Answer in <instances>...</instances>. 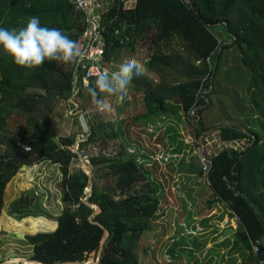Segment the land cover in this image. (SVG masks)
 <instances>
[{
  "label": "trees",
  "instance_id": "trees-1",
  "mask_svg": "<svg viewBox=\"0 0 264 264\" xmlns=\"http://www.w3.org/2000/svg\"><path fill=\"white\" fill-rule=\"evenodd\" d=\"M105 9L98 15L108 43L105 67L112 69L113 57L118 58L123 48L133 50L137 40L151 42L152 53L145 68L157 80L145 72L131 82L142 94L148 124L170 114L187 119L194 134L195 148L187 151L192 158H199L194 140L210 137L213 131L221 141H248L242 149L229 147L211 155L212 168L205 182L214 199L228 206L230 216L239 220L237 235L248 245L252 264H259L264 259V131L250 128L242 132L235 125L210 129L202 127L201 122L202 113L212 106L210 94L216 91L214 80L226 50L238 49V63L233 67L237 71L246 67L252 88L264 97V0H112ZM31 16H38L41 26L59 29L77 42L89 26L87 14L76 10L68 0H0V27H23ZM116 29L130 35L131 41L121 44L114 36ZM216 30H224L229 41ZM84 75L77 61L46 60L42 66L28 69L15 65L0 50V147L4 149H0V219L7 184L27 161L49 160L59 164L63 173L66 209L58 220V229L53 234L26 238L34 246L30 260L35 262L24 264L88 263L92 254L97 258L105 234L99 224L109 230L110 236L98 264H144L134 246L146 232L145 223L158 212L157 189L129 148L121 147L114 158L105 154L109 139L120 135L114 124L101 122V108L93 102L88 88H82ZM78 87L87 92V97L78 92ZM75 95L97 116L90 122L89 117L80 115L90 132L88 144H95L98 150L88 162L93 171L90 195L85 193L90 187L88 173L81 168L70 169L78 158L72 149L74 136H59L53 123L62 101L74 109L69 100ZM98 98L105 102L112 96L100 94ZM15 114L27 117L37 133H9L8 122ZM43 120L45 126L38 130ZM102 179L106 184L103 187L99 185ZM21 203H14L12 209ZM93 206H99L101 212L93 215ZM257 240L263 241L258 255L252 248Z\"/></svg>",
  "mask_w": 264,
  "mask_h": 264
},
{
  "label": "crops",
  "instance_id": "crops-1",
  "mask_svg": "<svg viewBox=\"0 0 264 264\" xmlns=\"http://www.w3.org/2000/svg\"><path fill=\"white\" fill-rule=\"evenodd\" d=\"M120 53L121 51L111 64L113 71L121 62ZM231 67L227 60L224 71ZM146 74L157 80L147 70ZM71 104L74 105V110L80 106L77 101ZM103 104L105 106L101 108V112L104 113L107 112V105L108 108L113 105L112 102ZM116 113L114 116L117 119L114 121L102 116L107 122L114 124V130L120 135L118 139L110 138L108 143L118 142L120 148L126 146L133 150L132 154L141 171L156 186L159 199L158 212L145 223V235L150 238L153 234L157 239L152 254L148 248L145 251L149 259L146 257L144 264H157L155 257L162 263V260L165 261V250L171 254L172 259H178L172 264H199L197 259L205 260L206 264H252L250 251V254L243 253L239 245V220L230 216L228 206L214 199L213 191L203 178L198 158H192V154L187 155L190 148H195L192 143L193 128L187 119L180 120L176 115L170 114L171 117L163 116L156 123L148 124L142 94L133 88L132 83L122 108ZM237 124L239 125L235 126L242 132L250 129V124ZM226 125L234 124L227 122ZM84 127L88 128L87 125ZM111 131L110 128L108 133L111 134ZM210 140L212 144L208 149L212 156L229 147L242 149L248 142L246 139L221 141L214 131ZM105 154L109 158L117 155L110 157L107 149ZM161 155L171 157L166 162L156 161V157ZM79 163L80 158L75 159L70 169L80 168ZM246 177L252 179L253 176L246 173ZM62 181L61 166L49 160L27 161L9 181L0 219V264L29 261L34 256V246L26 238L56 232L58 220L66 209ZM99 185L105 186V179L99 181ZM16 202L22 203L17 209H12ZM172 226L174 229H171ZM227 229L235 232L223 236ZM168 230H172L171 237H168ZM19 234L24 238L13 236ZM198 244H201L199 249ZM235 244H238L237 248ZM234 251L236 252L233 253ZM194 259L196 262H193Z\"/></svg>",
  "mask_w": 264,
  "mask_h": 264
},
{
  "label": "rangeland",
  "instance_id": "rangeland-1",
  "mask_svg": "<svg viewBox=\"0 0 264 264\" xmlns=\"http://www.w3.org/2000/svg\"><path fill=\"white\" fill-rule=\"evenodd\" d=\"M108 1V0H107ZM106 9L104 8L102 12H104ZM215 33H223V36L225 38V41H229L228 37L224 35V30H216ZM134 44L133 50L128 48H123L121 50V53L119 55L120 64L122 62H125L126 60L130 58H136L139 61H141L144 66L148 62V59L152 53L151 51V42L144 40H137ZM239 52L237 48H233L231 50H226L222 55V61L220 68L218 70L217 75L215 76L214 80V86L216 88V91L210 94V98L212 100V106L208 110H205L202 113V127L204 128H214L219 126H224L228 123H232L234 125L240 124H250L249 127L253 128L254 130L258 131L259 133L264 131V97L259 94L256 89L252 88V83L250 82V73L249 70L245 68H242L241 71H237L234 65H236L237 58L239 56ZM230 62L232 67L227 70V72H223L225 62ZM115 61V56L113 57V62ZM110 69V68H109ZM110 71H113L110 69ZM151 79H154V77H150ZM88 87V86H87ZM84 87V88H87ZM82 95L83 97H87V92L83 90ZM77 95V94H76ZM72 97L70 99L71 102L77 101L79 103V98ZM106 102H112L113 105L109 106L107 105V112H100L99 115H104L106 120H116L117 118L114 116L117 110H120L122 108L121 105L115 104V99H107ZM80 104V103H79ZM80 106L78 105L77 108L74 110L71 108V106L67 105L64 101H62L61 105H59V111L56 112L54 115V125H55V131L60 136H67L71 135L74 136V145L72 147L73 151L77 153L78 158H80L81 163H79L80 168L85 172L89 173V170L87 169V166L89 165L88 162H85L82 158V155L87 156L89 158L88 161H90V158L92 155L98 154V150L95 144H91L87 142V137L89 136L90 132L87 128L84 126V116H80L81 114H84L85 117H89L88 119L90 122L93 118H97V116L94 115L95 111H91L87 109V106ZM117 114V113H116ZM101 115V116H102ZM99 118V116H98ZM149 119L151 117H148ZM68 119V120H67ZM103 117L101 118V122H107ZM45 120H43V123L41 127L38 128V130L41 128H44L45 126ZM8 132L12 135H19V136H26L28 135L30 130H32V134L37 133V128L34 130L33 126L29 125L28 118L25 116H21L20 114H15L13 118L8 122ZM263 135V133H262ZM264 137V136H263ZM83 143V144H82ZM107 145V154L112 157L113 155H116L120 151V145L118 142L116 143H106ZM1 150H4L2 147H0ZM130 152L133 153V150L130 149ZM81 155V157H80ZM244 157V155H242ZM87 163V164H83ZM90 166V165H89ZM93 182V181H92ZM103 184V183H101ZM85 193L90 195V187L85 190ZM88 195V197H89ZM147 221V220H145ZM149 220L147 221V223ZM167 225H169V222H167ZM171 229H174L172 226ZM172 230H168V237H171ZM155 239H157L155 236H152L148 238L145 234L139 239L136 246H134V251L137 256L140 257L141 261L144 263L146 261V257L148 258L147 252H145L148 248V251L150 254L154 251L155 248ZM151 241V242H150ZM239 245L240 248L242 247L243 253H249L250 249L248 248V245L244 244V242L239 238ZM201 244H198V249L200 248ZM238 247V244H235V248ZM165 261L162 260V263L159 262L158 257H155L154 260L157 262V264H167L169 263H176L178 259H172L171 254L167 253V250H165ZM234 251L233 253H235ZM232 253V254H233ZM250 254V253H249ZM197 257V255H196ZM250 258H253L251 255ZM96 259V255H91L90 260ZM149 259V258H148ZM200 263L199 264H206V261L203 259H197ZM193 262H196V259L193 260ZM149 264H151L149 262Z\"/></svg>",
  "mask_w": 264,
  "mask_h": 264
},
{
  "label": "clouds",
  "instance_id": "clouds-1",
  "mask_svg": "<svg viewBox=\"0 0 264 264\" xmlns=\"http://www.w3.org/2000/svg\"><path fill=\"white\" fill-rule=\"evenodd\" d=\"M0 50L11 57L15 65L28 69L42 66L46 60L74 63L82 55L77 41L59 29L41 26L38 16L29 17L20 28L0 27ZM145 72L141 61L130 58L114 71L98 73L88 86V93L100 108L105 106L98 98L100 94L115 97V104L119 106L127 97L134 76Z\"/></svg>",
  "mask_w": 264,
  "mask_h": 264
},
{
  "label": "built area",
  "instance_id": "built-area-1",
  "mask_svg": "<svg viewBox=\"0 0 264 264\" xmlns=\"http://www.w3.org/2000/svg\"><path fill=\"white\" fill-rule=\"evenodd\" d=\"M76 10H81L87 14V20L89 23L88 30L85 31L78 39V43L81 47L82 55L77 60V67L82 65L84 70L83 76V86L87 87L90 85L91 80L97 76L100 72L110 71L107 67L103 65V61L106 56L108 43L106 38L102 34V26L99 23L98 15L105 8L109 2L105 3L103 0H68ZM125 1V0H119ZM105 29V28H104ZM114 36L121 44L131 41L130 35L124 34L120 29L114 31ZM80 79L78 70L76 74V81ZM88 88V87H87ZM85 89V88H84ZM81 90L78 87V92ZM77 92V93H78ZM206 92V91H205ZM204 92V93H205ZM194 116V114H193ZM196 144V151L199 155L198 161L200 165V170L202 172L205 181L208 180V175L212 168V161L209 160L211 153L209 147L211 146L210 137L205 136L202 140H194ZM26 151H30V148H25ZM81 157V155H80ZM83 157V158H82ZM82 159L85 162H89L87 156L82 155ZM168 156H158L157 161H168ZM263 246L262 240H257L253 242L252 248L255 254H260L261 248ZM19 264V263H12ZM259 264H264V259L260 261Z\"/></svg>",
  "mask_w": 264,
  "mask_h": 264
},
{
  "label": "water",
  "instance_id": "water-1",
  "mask_svg": "<svg viewBox=\"0 0 264 264\" xmlns=\"http://www.w3.org/2000/svg\"><path fill=\"white\" fill-rule=\"evenodd\" d=\"M87 166L89 167V165H87ZM88 176H89V184H90V194H92V191H93L92 190V186H93V182H92V177H93L92 168L89 169ZM87 197H88V195H87ZM83 202L85 203V201H83ZM85 205H87L89 207H92L88 203H85ZM93 207L95 208V212H94L93 215L98 214L99 212H101V208L99 206H93ZM90 220H92V218H90ZM99 226H101L104 229L105 234H104V237H103V239H102V241L100 243V249H99V251L97 253V258L96 259L89 260L88 263L71 262V263H60V264H98L99 261H100V259H101V256H102V251H103L104 244H105L107 238L110 236V232H109L108 229L104 228L101 224H99ZM233 231L235 232V230H233V229H227V230L224 231L223 236H228L229 234L233 233ZM13 236L14 237H17L18 239H23L24 238V236L21 235V234H19V235H13ZM93 255H96V254H93ZM26 262H35V261H31V260L25 261L24 260V261H22L19 264H24Z\"/></svg>",
  "mask_w": 264,
  "mask_h": 264
}]
</instances>
